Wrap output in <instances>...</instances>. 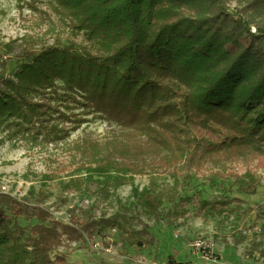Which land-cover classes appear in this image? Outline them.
<instances>
[{
  "label": "trees",
  "instance_id": "trees-1",
  "mask_svg": "<svg viewBox=\"0 0 264 264\" xmlns=\"http://www.w3.org/2000/svg\"><path fill=\"white\" fill-rule=\"evenodd\" d=\"M28 1L33 8L43 1L44 11L35 8L40 20L71 42L42 50L30 42L5 46L16 64L12 75L6 66L0 71V130L36 147L63 143L85 115L122 130L104 143L76 142L81 156L74 163L83 175L69 190L88 186L108 199L110 189L162 172L179 186L203 177L233 181L231 193H257L261 182L249 165L264 163V26L254 32L224 0ZM239 161L243 173L229 168ZM134 197L154 218L172 204L174 220L190 214L193 200L153 184ZM228 204L202 201L196 215H222ZM22 217L36 223L24 226ZM83 221L65 224L0 194V264H71L58 252L65 242L120 228L116 218ZM124 239L154 244L148 226Z\"/></svg>",
  "mask_w": 264,
  "mask_h": 264
},
{
  "label": "rangeland",
  "instance_id": "rangeland-1",
  "mask_svg": "<svg viewBox=\"0 0 264 264\" xmlns=\"http://www.w3.org/2000/svg\"><path fill=\"white\" fill-rule=\"evenodd\" d=\"M233 14L243 16L253 25L264 26V0H224ZM28 0H0V71L7 67L12 75L16 61L4 56L6 45L30 42L38 50L51 46H68L67 32L61 33L45 26L39 10H45L43 1L32 7ZM82 43L81 38L76 41ZM8 58V59H7ZM8 64V66H7ZM77 112L83 114L80 109ZM87 122L73 132L69 139L58 145L34 146L25 141H14L0 130V194L10 195L19 202H30L49 210L59 222L81 223L86 218L100 220L116 218L120 228L104 231L102 237L91 240L65 242L58 252L67 256L71 264H256L264 255V163L253 161L249 167L260 185L255 195L229 192V182L210 183L203 177L195 178L189 185H176L162 172L137 176L132 185L109 190L110 197L103 199L96 191L79 188L73 191L74 179L83 175L76 170L74 160L80 158L76 142L89 138L105 142L122 130L111 125L105 117L85 115ZM252 161V159L250 160ZM60 173L57 179L55 174ZM243 162L230 164V169L245 172ZM70 184V185H69ZM154 185L159 191H176L182 197L193 198L190 214L184 219H172L173 207L165 203L157 218L150 217L134 197L139 191ZM72 186V187H71ZM83 189V190H81ZM228 199L226 213L222 215H196L199 204L205 200ZM183 210V209H180ZM19 222L26 226L36 220ZM149 228L154 244L134 245L126 238L133 231ZM120 229V230H119ZM211 239L215 244L216 260L203 257L194 249L199 239Z\"/></svg>",
  "mask_w": 264,
  "mask_h": 264
},
{
  "label": "built area",
  "instance_id": "built-area-1",
  "mask_svg": "<svg viewBox=\"0 0 264 264\" xmlns=\"http://www.w3.org/2000/svg\"><path fill=\"white\" fill-rule=\"evenodd\" d=\"M194 249L199 254L200 251L204 252L203 257L206 259L216 260V255L214 253L215 244L211 239H199L194 243ZM256 264H264V255L262 258L256 262Z\"/></svg>",
  "mask_w": 264,
  "mask_h": 264
}]
</instances>
